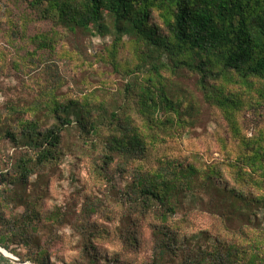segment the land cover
I'll return each instance as SVG.
<instances>
[{
  "label": "rangeland",
  "instance_id": "374dc122",
  "mask_svg": "<svg viewBox=\"0 0 264 264\" xmlns=\"http://www.w3.org/2000/svg\"><path fill=\"white\" fill-rule=\"evenodd\" d=\"M30 1L0 0V176L5 170L18 180L0 187L4 212L19 216L26 207L37 206L43 218L31 245L12 248L25 259H37V264L43 260V264H91L94 259L95 264H151L153 233L161 225L159 215L164 211L155 207L146 213L136 205L131 191L134 175L138 170L141 174L154 172L176 160L204 169L220 168L230 187L240 188L228 166L236 157L238 142L223 113L206 101L198 77L185 70L165 69L161 74L178 96L196 99L199 111L195 123L187 125L185 119L176 134L163 135V129L152 132L154 143L151 141L139 161L125 165L117 158L103 172V148L117 125H146L137 94L153 74L152 68L142 63L146 67L137 69V46L131 35L117 42L113 64L117 35L110 18L105 21L109 30L104 34L69 32L41 19ZM41 35L54 36V48H50L53 43L40 47L37 37ZM229 87L243 91L237 85ZM243 92L246 104L238 116L242 136L258 137L264 134V103L256 91ZM55 100L69 105L73 121L63 136L61 156L52 164L34 166L27 180H19L17 160L33 153L22 135L26 124L33 122L41 131L51 128L56 122L51 113ZM82 110H91L101 131L86 139L95 140L96 147L85 141L76 124ZM158 118L163 121L165 115L160 113ZM8 130L17 133L19 144L3 134ZM212 198L209 194L181 195L178 212L171 219V225L187 219L181 233L193 237V247L208 246L203 234H225L218 220L205 212ZM50 216L51 221L44 226ZM259 218L264 223V209ZM237 225L239 222L233 231ZM133 238L137 246L132 245Z\"/></svg>",
  "mask_w": 264,
  "mask_h": 264
},
{
  "label": "trees",
  "instance_id": "16d2710c",
  "mask_svg": "<svg viewBox=\"0 0 264 264\" xmlns=\"http://www.w3.org/2000/svg\"><path fill=\"white\" fill-rule=\"evenodd\" d=\"M30 7L41 19H49L69 32L104 34L109 30L105 21L110 18L117 35L113 64L117 42L131 35L137 46V69L145 68L143 65L152 68L153 74L137 94L146 125H117L103 148V172L117 158L125 165L139 161L151 141L154 143L152 132L163 129V135L176 134L185 119L187 125L195 123L199 111L196 99L178 96L161 74L165 69L196 75L206 101L223 113L238 142L236 157L228 166L240 188H231L220 168L204 169L176 160L154 172L141 174L138 170L134 175L131 191L136 205L146 213L155 207L164 211L159 215L161 225L153 233L151 264H264V223L259 218V211L264 209V134L243 137L238 120L246 104L244 90L256 91L264 103V0H31ZM41 36L37 37L40 47L53 43L50 48H54V36ZM230 85L240 86L243 91H233ZM51 113L56 120L51 128L41 131L33 122L26 124L22 135L33 153L17 160L19 180H27L34 166L52 164L61 156L63 136L73 125L69 105L55 100ZM160 113L165 115L163 121L158 118ZM76 124L85 141L96 147L95 140H86L101 133L91 110L78 113ZM4 133L19 144L17 133ZM154 136L156 139L158 133ZM14 181L18 180L1 170V189ZM187 194L211 195L205 212L225 230V234H203L210 242L205 248L193 247V237L181 233L187 219L171 225L181 195ZM226 201H230L228 208ZM4 209L0 190V247L22 261L37 264V259H25L12 247L29 246L35 241L33 234L43 223L42 214L37 206L26 207L19 216H6ZM50 221L51 216L43 225ZM236 222L239 228L233 231ZM130 240L133 246L138 245L136 238ZM0 262L11 261L0 255ZM95 262L96 259L91 264Z\"/></svg>",
  "mask_w": 264,
  "mask_h": 264
},
{
  "label": "water",
  "instance_id": "95a60500",
  "mask_svg": "<svg viewBox=\"0 0 264 264\" xmlns=\"http://www.w3.org/2000/svg\"><path fill=\"white\" fill-rule=\"evenodd\" d=\"M0 255H2L3 257H5L6 259L10 260L11 262L15 264H28V263L32 264L31 262H28V261L24 262L20 260L19 258H17L16 256H14L13 254H11L10 252H8L2 247H0Z\"/></svg>",
  "mask_w": 264,
  "mask_h": 264
},
{
  "label": "bare ground",
  "instance_id": "6f19581e",
  "mask_svg": "<svg viewBox=\"0 0 264 264\" xmlns=\"http://www.w3.org/2000/svg\"><path fill=\"white\" fill-rule=\"evenodd\" d=\"M29 264V263H28Z\"/></svg>",
  "mask_w": 264,
  "mask_h": 264
}]
</instances>
